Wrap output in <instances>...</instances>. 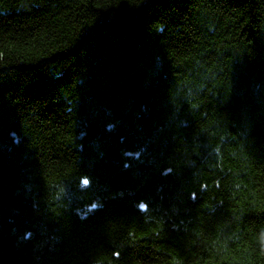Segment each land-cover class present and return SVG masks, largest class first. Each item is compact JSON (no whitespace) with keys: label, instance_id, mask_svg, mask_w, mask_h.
I'll return each instance as SVG.
<instances>
[{"label":"trees","instance_id":"1","mask_svg":"<svg viewBox=\"0 0 264 264\" xmlns=\"http://www.w3.org/2000/svg\"><path fill=\"white\" fill-rule=\"evenodd\" d=\"M0 264H264V0H0Z\"/></svg>","mask_w":264,"mask_h":264}]
</instances>
